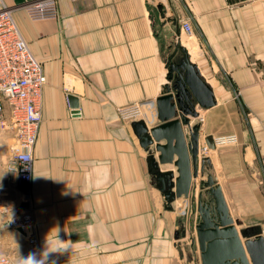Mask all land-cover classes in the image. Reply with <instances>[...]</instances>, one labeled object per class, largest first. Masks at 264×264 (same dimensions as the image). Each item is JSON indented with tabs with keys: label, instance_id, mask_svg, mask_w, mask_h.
Masks as SVG:
<instances>
[{
	"label": "crops",
	"instance_id": "obj_1",
	"mask_svg": "<svg viewBox=\"0 0 264 264\" xmlns=\"http://www.w3.org/2000/svg\"><path fill=\"white\" fill-rule=\"evenodd\" d=\"M1 1L15 6V21L47 77L29 208L42 252L48 241L50 249L67 248L49 253L46 264H202L197 205L209 174L232 217L264 229V0H57L59 17L37 22L23 7L42 0ZM187 19L192 35L181 28ZM172 54L175 62L189 57L216 100L191 118L200 153L207 138L236 135L238 142L202 152L200 160L210 159L204 175L190 198L169 210L132 123H161L156 100L166 93ZM135 103L144 104L143 116L120 120L118 109ZM9 114L5 105L0 252L26 257V240L9 224L24 206L17 175L6 169L15 144L1 123ZM160 167L178 175L174 165Z\"/></svg>",
	"mask_w": 264,
	"mask_h": 264
},
{
	"label": "water",
	"instance_id": "obj_2",
	"mask_svg": "<svg viewBox=\"0 0 264 264\" xmlns=\"http://www.w3.org/2000/svg\"><path fill=\"white\" fill-rule=\"evenodd\" d=\"M159 9L165 18L162 6ZM167 20L177 23L176 19ZM174 55L168 61L166 93L156 100L161 123L151 129L144 120L132 123L141 146L148 152L149 172L163 193L169 210L177 199L190 198L192 185L196 186L195 181L200 173L204 175L205 166L210 163L208 157L199 159V126L192 125L191 118L199 116L197 107L209 108L216 104L213 90L198 67L187 55L180 62L171 60ZM70 100L77 107V98L71 96ZM163 140L165 143H161ZM206 144L215 149L212 139L207 138ZM156 152L159 153L158 160ZM168 164L177 168V176L172 169L161 171L160 166ZM200 184L196 231L202 264H264L263 227H243L232 217L223 191L212 174ZM179 234L177 231L176 239Z\"/></svg>",
	"mask_w": 264,
	"mask_h": 264
},
{
	"label": "built area",
	"instance_id": "obj_3",
	"mask_svg": "<svg viewBox=\"0 0 264 264\" xmlns=\"http://www.w3.org/2000/svg\"><path fill=\"white\" fill-rule=\"evenodd\" d=\"M15 6L0 0V117L4 106L10 107L9 120L2 121L14 138L6 163L9 173L17 175L21 204L9 218V224L20 232L29 253H42L40 239L36 229L31 203V185L33 179V154L42 123L43 90L47 77L42 62L32 53L28 43L15 21ZM23 11L33 21L55 20L59 17L57 0H42L24 5ZM182 31L192 35L194 28L190 19L181 22ZM122 121L139 119L144 114V104L135 103L118 109ZM217 145L235 144L236 135H226L212 139ZM204 147L200 153L207 152ZM264 170V157L261 159ZM28 256V255H27ZM26 256V257H27ZM17 256L0 252V264H17Z\"/></svg>",
	"mask_w": 264,
	"mask_h": 264
},
{
	"label": "clouds",
	"instance_id": "obj_4",
	"mask_svg": "<svg viewBox=\"0 0 264 264\" xmlns=\"http://www.w3.org/2000/svg\"><path fill=\"white\" fill-rule=\"evenodd\" d=\"M65 248L67 247L62 245V246H58L55 249H50L49 241H48V247L42 253L39 254V257L37 253L31 252L28 254L27 257H18L17 264H46L49 253L57 252L58 250H62ZM53 264H55L54 261Z\"/></svg>",
	"mask_w": 264,
	"mask_h": 264
},
{
	"label": "rangeland",
	"instance_id": "obj_5",
	"mask_svg": "<svg viewBox=\"0 0 264 264\" xmlns=\"http://www.w3.org/2000/svg\"><path fill=\"white\" fill-rule=\"evenodd\" d=\"M238 95H239V94H238ZM1 132H2V131H1V129H0V134H1ZM6 135H7V134H6ZM8 158H9V157H8ZM7 160H8V159H7ZM6 163H7V162H6ZM19 208H20V207H19ZM241 225H242V224H241Z\"/></svg>",
	"mask_w": 264,
	"mask_h": 264
}]
</instances>
